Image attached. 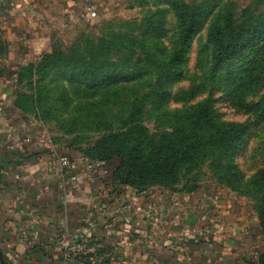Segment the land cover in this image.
Returning a JSON list of instances; mask_svg holds the SVG:
<instances>
[{
  "label": "rangeland",
  "instance_id": "rangeland-1",
  "mask_svg": "<svg viewBox=\"0 0 264 264\" xmlns=\"http://www.w3.org/2000/svg\"><path fill=\"white\" fill-rule=\"evenodd\" d=\"M177 2L189 5L201 24L185 53L182 77L167 79L164 100H159L155 87L159 67L171 60L162 50H172L177 40ZM7 16L0 9V81L13 70L38 65L46 54L52 60L83 55L90 61L98 55L93 51L100 44L106 49L112 42L118 48L126 39L132 45V52L113 49L101 55L117 65V86L88 91L74 84L75 71L61 61L40 75L24 70L25 79L18 89L37 97L30 111L54 144L87 153L108 134L107 124L119 129L116 117L128 115L132 103L142 98L144 124L150 133L182 125L185 111L207 99L221 121L245 126L243 141L228 155L210 153L199 167L184 170L175 186L164 188L189 189L224 200L240 228H253L255 236L259 235V243L244 251L247 264L259 261L264 253V180L257 178L264 170V35L222 65L214 63V44L209 37L213 23L223 27L226 17L236 23L264 17V0H112L103 11L98 7L95 18L59 23L46 50L33 54L28 64L19 62L30 48L41 50L38 43L44 38L39 30L49 23L38 21L37 37L27 39Z\"/></svg>",
  "mask_w": 264,
  "mask_h": 264
},
{
  "label": "crops",
  "instance_id": "crops-1",
  "mask_svg": "<svg viewBox=\"0 0 264 264\" xmlns=\"http://www.w3.org/2000/svg\"><path fill=\"white\" fill-rule=\"evenodd\" d=\"M88 1L0 0L27 39L37 37L38 21L49 23L39 30L41 50L30 48L19 63L46 50L59 23L90 17ZM96 2L103 11L112 0ZM18 90L8 77L0 81V247L10 263L89 264V251L97 250L98 264H247L244 251L259 235L240 228L224 200L184 189L138 191L115 184L105 164L90 176L87 157L51 142L18 104ZM58 155L76 159L77 167L62 175ZM65 237L80 239L86 256H68Z\"/></svg>",
  "mask_w": 264,
  "mask_h": 264
},
{
  "label": "trees",
  "instance_id": "trees-1",
  "mask_svg": "<svg viewBox=\"0 0 264 264\" xmlns=\"http://www.w3.org/2000/svg\"><path fill=\"white\" fill-rule=\"evenodd\" d=\"M176 12L177 40L172 50L162 53L169 54L171 60L160 66L156 90L159 100L166 93L165 81L173 77H182L185 53L195 33L200 27L197 18L189 5L184 2L174 4ZM264 17L255 21L236 23L232 18H225V25L219 26L214 22L210 30V40L214 44L213 59L215 65L227 64L239 57L245 49L263 38ZM142 38H147L144 34ZM151 38V37H150ZM120 39L121 36H120ZM100 46L96 59L90 61L83 55H74L63 60L52 58L46 54L38 65L23 66L17 70L18 85L25 79L24 70L32 69L40 75L48 72L54 63L62 62L68 69L73 70L74 84L88 91L101 87L117 86V65L101 55L111 50L132 52V45L126 39L118 48L112 42ZM129 45V47H128ZM11 73L8 74V76ZM7 76V77H8ZM77 81V82H76ZM18 104L25 105L30 110L31 105L37 104V97L22 93L18 90ZM147 100V99H146ZM164 100V99H163ZM144 101L135 100L132 110L126 116H117L114 122L121 123L119 129L107 124L104 128L108 134L100 137L87 153H82L92 161H101L112 167L115 184H125L138 191L155 187H173L184 170L199 167L210 153L228 155L240 144L246 134V127L237 123L221 121L212 107L211 99L189 108L185 111V121L171 131L150 133L144 124ZM264 101V94L262 96ZM70 147V146H68ZM257 178L264 180V170L259 171ZM172 190H175L172 188ZM188 192L189 189H184ZM262 233L264 235V213L262 218ZM255 264H264V253Z\"/></svg>",
  "mask_w": 264,
  "mask_h": 264
},
{
  "label": "built area",
  "instance_id": "built-area-1",
  "mask_svg": "<svg viewBox=\"0 0 264 264\" xmlns=\"http://www.w3.org/2000/svg\"><path fill=\"white\" fill-rule=\"evenodd\" d=\"M86 10L89 13V16L91 18H95L98 16V5L96 0H89L86 5ZM17 79H18V72L17 70H13L11 74L8 76V83L14 87H17ZM57 165L59 166L60 172L63 175L66 170L73 169L77 167L78 163L77 160L70 157L69 155H58L56 158ZM86 167L89 170L90 176H92L98 166L104 165L101 161H92L88 158L85 159ZM77 176L72 175L70 177V180H76ZM64 183H67V180L64 181ZM62 246L66 249L67 255L70 256L73 252H79L80 254H83V257L86 256L87 251L83 248V245L81 244L80 239H74L71 240L70 238H63L62 239ZM89 264H98V255L97 250H91L89 251Z\"/></svg>",
  "mask_w": 264,
  "mask_h": 264
},
{
  "label": "water",
  "instance_id": "water-1",
  "mask_svg": "<svg viewBox=\"0 0 264 264\" xmlns=\"http://www.w3.org/2000/svg\"><path fill=\"white\" fill-rule=\"evenodd\" d=\"M0 262H1L2 264H12V263H10V262L8 261L6 255L4 254L3 250L1 249V247H0Z\"/></svg>",
  "mask_w": 264,
  "mask_h": 264
}]
</instances>
